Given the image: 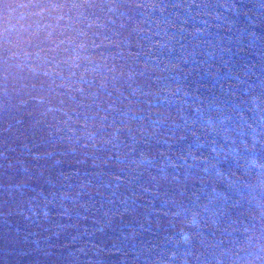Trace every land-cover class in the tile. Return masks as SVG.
<instances>
[{
  "label": "trees",
  "instance_id": "1",
  "mask_svg": "<svg viewBox=\"0 0 264 264\" xmlns=\"http://www.w3.org/2000/svg\"><path fill=\"white\" fill-rule=\"evenodd\" d=\"M0 264H264V0H0Z\"/></svg>",
  "mask_w": 264,
  "mask_h": 264
}]
</instances>
